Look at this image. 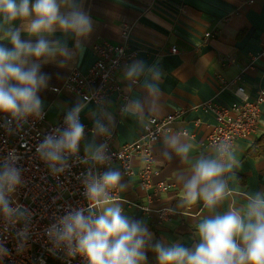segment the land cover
<instances>
[{
  "label": "clouds",
  "instance_id": "9594fccd",
  "mask_svg": "<svg viewBox=\"0 0 264 264\" xmlns=\"http://www.w3.org/2000/svg\"><path fill=\"white\" fill-rule=\"evenodd\" d=\"M20 20L21 26L13 22ZM24 31L32 38L22 39ZM59 31L75 40V48L67 40L54 38ZM93 31V20L79 0H0V113L8 116V125L17 127L30 117L43 118V101L39 92L48 87L49 77L41 72L43 64L58 63L65 67L85 51L83 41ZM163 73L153 64L134 61L126 65L123 79L127 91L141 83L144 98L131 97L122 107V114L134 117L141 126L151 130V124L160 115V81ZM91 97L78 101L66 111L64 127L49 133L37 145L36 152L51 174L58 176L69 168L68 157H77L80 163L90 165L82 184L88 207L72 209L47 230L54 250L69 257L80 255L87 264H146L145 248L152 240L147 226L128 217L114 194L123 191L121 172L109 168L96 174L93 168L108 163L107 144H97L95 137H110L114 118L104 108L93 112V139L84 143V157L78 156L85 137L80 114L91 102ZM165 159L172 153L183 162L193 149L187 132L164 137ZM213 155L201 154L188 174L178 180L184 192L181 206L197 202L212 211L233 195L229 180L237 166L233 146L219 142ZM19 157L15 151L0 160V216L6 225L24 222L17 232L18 249L28 237L29 214L21 205L13 206L12 194L22 184L21 170L16 166ZM246 206L230 208L223 214L206 216L198 225L199 243L192 248L179 243L152 246L158 264H264V193L242 194ZM8 255L0 244V259Z\"/></svg>",
  "mask_w": 264,
  "mask_h": 264
},
{
  "label": "crops",
  "instance_id": "0c3cea01",
  "mask_svg": "<svg viewBox=\"0 0 264 264\" xmlns=\"http://www.w3.org/2000/svg\"><path fill=\"white\" fill-rule=\"evenodd\" d=\"M34 2V0H31ZM83 10L93 20V31L87 40L83 41L85 48L82 57L77 56L65 67L58 63H48L41 66V72L49 77L48 87L39 92L43 101V110L47 113V123H56L67 110L78 101L77 95L67 89L55 92L53 87H62L67 75L74 69L83 72L96 59L94 46L97 43L110 41L113 44H126L127 51L133 53L130 62L144 61L151 66L156 64L163 73L160 81L161 111L158 117L168 113L187 109L188 112L172 123V129L163 134L151 147L154 164L160 173L157 179L167 181L171 187L168 192L160 193L151 203L153 208L168 207L180 212L167 221L159 222L157 214H147L128 201L147 203L145 192L140 190L138 175L125 177L118 164L112 169L121 172V183L125 185L119 191L121 207L124 213L133 220L143 222L152 240L148 242L145 252L146 264H158L152 246L157 242L165 245L179 243L192 248L199 243L198 225L209 215L223 214L230 208L242 209L246 199L242 194L264 193V103L261 104V114L254 137L240 139L233 148L237 166L231 174L229 187L233 195L225 199L215 211L205 208L202 203L181 206L184 196L182 185L177 179L181 174H188L191 165L201 155H213V148L202 145V141L214 128L212 113H205L200 108L192 109L205 101H213L218 105H229L235 96L229 91L219 93L221 81L218 77L232 80L242 71L240 83L249 98L253 100L264 87V0H79ZM21 21L13 22L14 27H20ZM123 23L132 26V31L126 39L122 34ZM208 31L217 32L216 37L204 36ZM22 39L32 38L24 31ZM54 38L67 40L70 49L75 48L73 37H65L57 31ZM7 45L6 41H0ZM10 47V45H7ZM171 47L177 53L170 51ZM226 63L223 64V61ZM126 65H122L117 74L121 93L127 99L113 94L104 106L89 103L81 112L83 122L93 125L92 113L100 108L106 109L114 118L113 147L119 148L126 142L137 140L145 130L134 117L122 114V107L131 97L144 98L141 83L132 86V92L127 91L128 82L123 79ZM116 94V93H115ZM192 134L189 137L193 149L189 159L183 162L172 153L167 160L163 156L166 150L164 137L182 130ZM93 135L84 138V143L90 142ZM97 144L100 136L95 137ZM134 167L139 171L140 158L134 157Z\"/></svg>",
  "mask_w": 264,
  "mask_h": 264
},
{
  "label": "built area",
  "instance_id": "2783aa9c",
  "mask_svg": "<svg viewBox=\"0 0 264 264\" xmlns=\"http://www.w3.org/2000/svg\"><path fill=\"white\" fill-rule=\"evenodd\" d=\"M250 2L253 0H249ZM122 25V34L127 39L132 26L125 23ZM216 34L217 32L208 31L204 36L208 39L216 37ZM170 51L177 53L175 47H171ZM94 53L96 59L88 71L72 70L67 75L64 85L55 86L53 90L58 92L67 89L82 101L86 97H91L90 103L100 106L106 105L113 94L127 99L128 96L121 93L117 74L122 65L130 62L133 53L127 51L126 44H113L110 41L95 44ZM225 63L226 60L223 61V64ZM242 73L243 71L232 80L218 77L221 81L219 93L229 91L235 96V100L229 105H218L210 100L192 108H200L205 113H212L216 122L214 128L202 141V145L214 148L217 143L226 141L233 146L240 139L254 137L261 114V104L264 103V87H261L258 95L251 100L240 83ZM187 112V109H181L179 112L156 117L150 131H145L137 140L126 142L119 148L113 147V129L110 137H100L101 143H106L108 146L109 161L104 166L93 168V171L101 174L112 165L118 164L123 176L138 175L139 188L145 192L147 203L128 200L126 202L147 214H157L159 222L167 221L180 212L171 207L151 206L160 193L168 192L171 187L167 181L157 179L160 171L154 164L151 147L163 134L172 129L175 120L181 119ZM43 113L42 119L30 117L20 127L14 122L9 126L7 114L0 113V160H3L10 151H15L19 157L16 166L21 170L23 181L11 196L13 206L21 205L29 214L28 237L22 249H18L20 241L17 232L24 227V222L10 226L6 225L3 217L0 216V244H3L8 251V255L0 259V264H87L86 258L80 255L73 258L63 251L54 250L46 233L47 228L67 212L88 207L82 180L90 165L82 164L77 157L70 156L69 168L64 173L58 176L51 174L47 164L37 154L36 147L46 135L65 126L64 116L56 123L49 124L46 111L43 110ZM80 120L85 127V137L92 135L93 125L83 122L81 114ZM181 132H187L188 136L192 137L187 130L183 129ZM84 155L80 146L78 156L82 158ZM135 156L140 158L139 171L134 167ZM114 194L118 199H122L119 190Z\"/></svg>",
  "mask_w": 264,
  "mask_h": 264
}]
</instances>
